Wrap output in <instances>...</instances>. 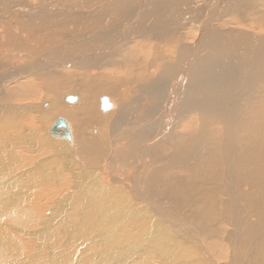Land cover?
I'll return each mask as SVG.
<instances>
[{
	"label": "bare ground",
	"instance_id": "1",
	"mask_svg": "<svg viewBox=\"0 0 264 264\" xmlns=\"http://www.w3.org/2000/svg\"><path fill=\"white\" fill-rule=\"evenodd\" d=\"M6 1L9 4L0 7V68L9 69L6 78L0 76V181L20 174L10 177L16 185L0 200V219L26 221L25 227L35 234L21 229L20 234L43 244L38 229H52H48L49 220L42 223L44 213L49 210L55 220L54 199L71 185L63 172L59 173L63 176L60 188H54L52 166L21 184L25 177L21 169H30L39 157L54 151L63 154L65 168L79 169L74 174L82 172L99 186L71 202L76 210L83 201L86 222L95 235L124 227L125 232L117 237L132 238L139 226L143 235L145 227L157 228L163 219L169 227L158 229L159 240L192 248L200 257L186 250L191 256L183 255L187 258L174 264L196 259V264H207V258L213 259L206 249L217 261L230 259L228 264H235L239 252L254 245L262 252V261L256 264H264V234L258 227L247 229V224L261 223L260 215L264 219V170L258 164L264 153V48H253L254 40L236 42L252 34V29H264V0H204L192 11L186 10L189 5L181 4L182 0ZM245 6L251 8L244 18L239 14ZM192 18L198 23L189 28ZM245 19L250 22L246 24ZM26 55L33 61L24 66ZM69 97L79 99V106H68ZM102 101L108 106L105 111ZM45 104L50 108L41 111ZM249 106L262 108L255 137L247 121ZM52 117L69 122L70 139L57 138L63 143L59 149L54 145L42 148L56 139L50 129L43 128L49 135L33 132L35 121ZM214 139L225 142L222 154L220 144L213 145ZM21 140L26 143L15 145ZM73 142L77 147L71 150L68 145ZM31 147H36L35 154ZM199 148L202 154L185 162ZM54 163L57 168L61 165ZM139 169L146 171L142 186L134 191L124 175L130 178ZM168 169H198L221 182L227 178L222 186L234 200L220 202L217 196L223 192H217L219 188L207 200L208 189L195 187L187 191L198 196L194 203L199 222L185 218L190 215L185 211L174 216L154 205L150 190L152 181L162 182L155 184L158 194L171 191L182 203L188 200L185 183L184 188L168 182L172 177L167 176ZM253 174L261 180L254 181ZM139 181L134 177L136 184ZM237 183H249L246 189L256 190L252 194L258 193L260 214L251 203L245 208L238 205ZM136 218L148 221L136 223ZM226 223L233 226L230 233L236 238L232 239ZM72 231L67 230L66 244ZM173 232L176 239L170 240ZM197 232L204 233L202 238ZM22 239L0 228V255L10 257L6 264H17L20 261L12 260L20 258L25 262L20 254L26 255L32 245ZM149 259L147 264H155Z\"/></svg>",
	"mask_w": 264,
	"mask_h": 264
},
{
	"label": "rangeland",
	"instance_id": "2",
	"mask_svg": "<svg viewBox=\"0 0 264 264\" xmlns=\"http://www.w3.org/2000/svg\"><path fill=\"white\" fill-rule=\"evenodd\" d=\"M185 1V2H184ZM189 1V3H188ZM204 0H182L179 1L181 4L184 3V5H189V7L186 9L187 11L189 10H194V8L196 9L201 7V6H197V3H202ZM187 2V3H186ZM5 4H9L6 0H3L0 2V7L4 8L3 5L5 6ZM191 5V7H190ZM204 5V3H203ZM191 8V9H190ZM251 7H244L241 8L240 10V14L245 18V15L249 12ZM13 10H15V8H13ZM202 12L199 14V16L201 17ZM262 14H260L257 18H259ZM199 16H198V20H199ZM26 18H29V16L27 15ZM195 18H192V20H190V22H187L189 24H187V26L190 28H192L191 24L193 25V27L195 26V24L197 25V20H194ZM246 20V24H248L250 22L249 19H245ZM196 21V22H195ZM25 23H29V20H25ZM22 21V23H24ZM252 34H249L245 37V39H241V38H236V42L242 41V44H244L245 42H248L247 40H254V46H258L260 45L261 49L264 48V29L262 30H253ZM185 33V32H184ZM252 48V49H253ZM38 54L40 51H36ZM246 53L243 54V56H245ZM33 61L31 60V57L26 55L23 62H24V66H27V62ZM0 76L3 78H6V74L9 72V69H3L0 68ZM76 95L81 96L79 93H75ZM81 99H83V97H80ZM80 99V101H81ZM247 101V103H249V100H245V102ZM249 101V102H248ZM37 103V102H35ZM22 105V104H21ZM51 105H47L45 108L41 107V111H47L50 108ZM68 106H79V103L77 104H69ZM262 108H256L253 106H249L246 108L247 114L249 115L250 118L247 119L249 126L251 127L252 130V134L255 137L257 132L255 131V126L259 125L258 122V118L260 115H258V111H260ZM97 111H100V109L97 107ZM100 113V112H99ZM102 114V113H100ZM40 115V114H38ZM59 118L57 117H52V118H48L47 120L40 122V121H35L36 123V128L33 129V132L35 133H41L39 135H45L48 134L47 131H45L43 128H46L47 130L50 129L53 124L55 123L56 120H58ZM46 122V123H45ZM68 122V121H67ZM69 123V122H68ZM39 125V126H38ZM72 125V124H71ZM51 126V127H50ZM94 129H98V128H94ZM39 130V131H38ZM74 134V133H73ZM88 134V133H87ZM49 135V134H48ZM98 135V133H97ZM96 134H92L93 137H98ZM50 137V136H49ZM256 140H254V143L258 142V138H254ZM22 142L26 141H19L17 142L15 145L18 144H22ZM65 142V141H64ZM216 143L220 144V153L222 154V150L225 147V142H221L217 139H214V143L213 145H215ZM253 143V145H254ZM63 144L61 141H59L57 138L55 140H51L49 141V143H47L45 146H43L42 148L46 147L47 145H54L57 146V149L62 148L60 147V145ZM249 145V142L248 144ZM69 148H71V150H73L75 147H77L76 143H70ZM34 147H31L30 150L33 151L32 154L36 153V147L33 149ZM23 151V150H22ZM252 151L253 148H252ZM264 151V149H263ZM57 152V151H56ZM250 152V151H249ZM256 155L257 153L254 152ZM202 154V149H196V151L194 152V154L185 162H189V160L191 158H197L199 155ZM247 158H249V153ZM66 161V159H63V154L57 155L54 151L51 152L49 155H42L41 157H39V159H37L33 166L30 169H21L23 170L24 174V178H22L20 180L21 184L23 182H28L31 180V178L35 175V174H41L43 172L46 171V169H48L49 167H51L50 169H52L50 171L51 175H52V180L51 183L54 185V188L59 189L61 186L62 180H63V176L59 177V173H63L64 175L67 176L68 178V183L71 185V188H69L66 192H64L62 195H57L54 199V204L55 207L54 208H58L54 213H52L53 215H55V220H51V214L50 211L47 210L44 213V218L42 219V223L46 222L47 220H49L48 223V229H51V232L43 229L41 226L38 230L43 234L42 238L44 239L43 244L38 245V241L35 240L34 238L32 239L31 237H28L25 234H20V229L24 230L26 232L32 231L33 234L34 230H30L27 229L25 227V223H21L20 220H2L0 219V228H5L7 230L8 233L17 236L19 238H24L22 239L23 241H26V243H28L30 246L32 245V247H28V251L26 253V255H21L20 256H24L23 260L25 262L22 261V258L20 259H16V260H12V261H20L17 264H147L148 261L150 260L149 258L153 259L155 261V264H174V262H176L178 259L180 258H187V257H183V255H193L195 258H197V256L199 257V255L193 251L192 248H188L187 246H179V245H165L163 244L160 240H159V231L158 229H160L161 227H169V225L167 226L166 224L162 223L164 222L163 219H160V224L157 226V228H153V226L151 227H145L144 229V233L142 235V227L139 226L137 228V231H135L134 237L130 238L131 236L124 234L123 239L120 240L117 236V234H121L125 232V228L122 227L120 230L117 227H113V229L116 231L115 233L109 232V233H100L101 235H95L93 227L91 226V224H88L86 222L85 219V209L83 208V201L81 203V205L74 210L71 207V202L72 200H77V198L81 197L84 193H87L88 191H90L91 188H98L99 186L97 184H95L94 178H88V177H83L82 176V172H80V176L76 175L77 172L79 173V169H76V171L72 172V170L70 171V169L65 168L64 163L62 164V162ZM58 162L60 165V167L62 168H57L56 164L54 162ZM55 164V165H54ZM258 164L262 166L263 170H264V153L262 154V156L260 157ZM36 165V167H35ZM54 165V166H53ZM131 164H129L127 167H129ZM248 165V164H247ZM63 167L65 169H63ZM126 167V168H127ZM184 167V166H182ZM255 167V165L253 166ZM21 170H19L18 172H20ZM125 170V169H123ZM197 170V172H196ZM181 169V170H174V169H168V173L167 176L170 175L172 177H170L168 179V182L174 186H184V183L186 184V191L192 190L193 188L197 187L202 189L203 191L207 190L206 194V198L207 200H211V196L210 193H212L213 191H215L217 188L218 191L217 192H223V194H219L217 197L219 199L220 202H227L229 200H234V196L233 194H229L226 195L225 191H224V186H222V183L225 184L228 182L226 176L224 175V179L226 178V181L224 180L223 182H221V178H216L214 176H210L208 173L205 172H201L198 169ZM262 171V169H259ZM146 170L145 169H139L137 174H133L130 178L125 177L124 178L126 180L130 181V185L132 190L134 191H139V188L142 186V182H143V175L144 172ZM192 171V172H191ZM76 173V174H74ZM201 173V175H200ZM20 173H16L10 177H12L13 179L15 178V176H17ZM206 175V176H205ZM264 175V172L261 176ZM138 176L139 177V182L138 184H136V182H134V177ZM261 176H258V174H253V180L254 181H260L261 180ZM7 177L5 179H3L2 181H0V200H3V198L7 197V193L8 191H13V189H15V185L16 182L14 184H11V180L12 178ZM207 177V178H206ZM214 177V178H213ZM10 178V179H9ZM162 178V176H161ZM186 178V179H185ZM9 179V180H8ZM44 179V177H43ZM163 180V178H162ZM193 180V183L192 181ZM196 180V181H195ZM43 181V180H42ZM187 181V182H186ZM199 181H201L200 183H198ZM196 182L198 184H196ZM225 182V183H224ZM188 183V184H187ZM206 183V185H205ZM219 183H221V186L218 185ZM151 183H147V185H150ZM155 184H160L162 185V182H154L152 181V184L150 186V190L152 192V202L154 203V205L159 206L167 211H169L170 213H173L174 216H178V215H182V213L185 211L186 213L189 212L190 215L189 216H185V218H190L193 219L192 221H196L197 223L200 220V217L198 216L199 213L195 210V203L194 201L198 200V196H193L192 193H190L189 191L188 194H186L188 200H186V202L182 203V199L180 197L175 196L171 191L167 192L166 194H158L159 189L155 187ZM201 184V185H199ZM249 184V183H248ZM248 184H243V183H237V203L241 208H245L248 203H251V205L255 206L256 208V214H260L261 213V201L258 198V193L252 194L255 191H252L250 187H247ZM199 185V186H198ZM207 186V188L205 186ZM8 186H11L10 188H7ZM206 189H205V188ZM213 187V188H212ZM185 188V186H184ZM216 188V189H215ZM215 189V190H213ZM191 196V197H190ZM57 198V199H56ZM60 199V201H59ZM65 200H67V202H64ZM166 202H165V201ZM59 204L64 202L65 205L61 206L59 204H57L58 202ZM52 210V209H51ZM217 210H219V207H217ZM220 211V210H219ZM223 212V211H222ZM17 216H15L16 218H18V212L16 213ZM20 214V213H19ZM43 213H41L42 215ZM188 214V213H187ZM261 217H259V221L261 223L264 222L263 216L260 215ZM137 219V218H136ZM134 219V221L136 223H141L144 221H148V219ZM195 219V220H194ZM250 220V219H249ZM250 222V221H249ZM225 223V222H224ZM261 223L258 224L255 223V226H252V224H247V229L252 228V227H258L259 229V233L261 235L264 234V226H261ZM227 224V223H226ZM233 224V221H232ZM254 224V223H253ZM211 225H214L213 222L211 223ZM261 226V227H260ZM89 227L91 229V231H88L86 228ZM204 228H207L208 226H202ZM229 227V229H228ZM193 228V227H192ZM195 228V227H194ZM212 228V230H215L216 227H209ZM69 229V231H72V236L68 242V244H66V242L69 239V233L67 232V230ZM198 230L199 228H195L194 230ZM36 230V231H38ZM119 230V231H118ZM190 230V229H189ZM196 230V231H197ZM227 230L228 233L231 232V230H233V226L230 224H227ZM191 231V230H190ZM137 232V233H136ZM82 234L83 237L79 238V235ZM204 233L203 232H197L196 235L200 236V238H202V235ZM116 235V236H115ZM136 235V236H135ZM170 240H175L176 239V234L170 233ZM229 235V234H226ZM230 236L233 238H236V235L233 233H230ZM249 236V235H248ZM245 237V236H244ZM29 238V239H28ZM28 239V240H27ZM252 240V239H251ZM34 242V243H33ZM55 242H60V245H57ZM100 242L98 245L97 243ZM105 243H111L112 246L107 247L105 245ZM36 246V248H35ZM32 248V249H31ZM195 249L200 250V247L196 246ZM191 254H189L187 251ZM246 252L240 251L239 252V258L238 260L235 262V264H256L259 260L260 262L261 260V250H260V246H258L257 248L255 247V245L252 248L245 249ZM207 253L209 254V256L213 259V261L210 258L206 259V263L207 264H228L230 263V259L223 260V261H217L214 256L206 249ZM231 253V247H228V254L230 255ZM197 255V256H196ZM0 264H6L7 259H9V254H3L0 255ZM66 258V260H65ZM200 258V257H199ZM33 259V260H32ZM11 261V262H12ZM72 263H71V262ZM196 262L193 263H188V264H196L197 263V259L195 260ZM10 262V263H11ZM68 262V263H67Z\"/></svg>",
	"mask_w": 264,
	"mask_h": 264
},
{
	"label": "water",
	"instance_id": "3",
	"mask_svg": "<svg viewBox=\"0 0 264 264\" xmlns=\"http://www.w3.org/2000/svg\"><path fill=\"white\" fill-rule=\"evenodd\" d=\"M66 102L69 104H76L79 102V99L75 97H69L66 99ZM101 109L104 111L108 109V106L104 105V101L101 102ZM48 104H45L44 107H46ZM50 136L54 138H62V139H70V128L69 125L67 124L66 120L60 118L55 121L53 126L49 130Z\"/></svg>",
	"mask_w": 264,
	"mask_h": 264
}]
</instances>
